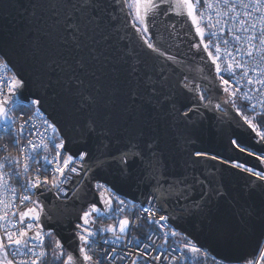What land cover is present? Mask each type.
Here are the masks:
<instances>
[{"label":"snow or ice","instance_id":"snow-or-ice-1","mask_svg":"<svg viewBox=\"0 0 264 264\" xmlns=\"http://www.w3.org/2000/svg\"><path fill=\"white\" fill-rule=\"evenodd\" d=\"M201 2L204 7L198 17L196 10ZM165 4L177 14L187 10L200 37L193 47L199 51L202 46L215 66L226 93L223 101L216 102L219 98L207 84L202 86L178 70L184 62L177 55L150 42L147 18L159 15ZM117 6L121 11L125 7L130 10L143 44L157 58L167 61L166 65L145 63L138 71L128 64L133 53L126 45L121 46L124 36L118 27ZM208 11H214L215 16L206 15ZM238 15L245 19L239 20L235 32L250 33L244 37L228 26V21L237 20ZM205 20L207 25L202 27ZM16 21L22 22L25 30L14 32ZM225 32L232 42L223 39L222 48L220 36ZM242 41L246 47L241 46ZM6 47L29 62L36 91L34 98L22 104L19 97L28 80L16 72L6 78L0 76V134L10 135L16 152L13 155L8 150V143L0 145V151L7 153L0 156V264H115L117 260L123 264H179L187 259L186 253L199 257L202 249L177 230L173 223L177 219H187L193 227L226 242L238 224L264 231V168L247 166L239 157L222 158L194 150L183 164V173L169 177L168 148L161 134L164 125L179 122L184 125L181 135L187 144L194 134L193 115L220 111L222 106H230L239 114L237 98L252 100L251 89L242 91V83L246 80L248 85L264 86V0H0L3 69L10 64ZM126 66L131 67L130 72L125 73ZM225 73L233 78L231 84ZM133 74L134 82L130 79ZM46 98L54 109L60 108L74 136L41 111ZM69 101H76V107ZM25 107L35 108L32 116L25 117L24 112L19 118L12 115ZM252 108L253 117L245 116L244 120L259 138L257 143L264 144V131H257L253 123L264 116V102L259 113L255 112L256 105ZM85 110L87 116L82 115ZM33 117H38L40 124L33 122ZM229 147L241 154L247 151L250 156L256 155L239 137L231 139ZM201 159L219 161L260 182L246 187L250 202L242 211L233 215L222 211L220 202L226 195L222 179L215 181L201 172ZM257 159L264 163V154ZM137 162L139 173L133 177L130 168ZM112 166L119 180L136 179L148 185L147 204L122 199L114 185L101 182L97 173ZM12 181L19 190L15 185L9 187ZM198 187L201 194L194 198ZM96 193L99 198L90 200L89 195ZM49 196L53 198L51 204ZM25 204L30 206L21 211ZM69 206H79L81 211L73 216ZM141 214L152 226L143 243L139 237L129 236ZM98 218L112 219L113 223L94 227ZM65 220L72 227L73 239L79 242L78 255L66 251L50 227ZM169 238L186 242L168 252ZM46 239L54 240L50 250ZM114 244L128 250L121 253L116 247H100ZM133 245L134 251L129 247ZM178 251L179 256L172 254ZM259 256L264 258V248Z\"/></svg>","mask_w":264,"mask_h":264},{"label":"water","instance_id":"water-1","mask_svg":"<svg viewBox=\"0 0 264 264\" xmlns=\"http://www.w3.org/2000/svg\"><path fill=\"white\" fill-rule=\"evenodd\" d=\"M159 2V0H157ZM167 12V15L164 13ZM118 27L120 34L124 36L121 41V46H127V51L133 53V57L128 61V64L137 68L138 71L143 69L145 63L151 65L153 62L166 65L168 62L162 58H157L155 53H152L143 44L139 34L133 27L134 20L132 15H129V9L125 7L122 11L117 6ZM147 26L149 28L148 36L150 42L156 43L167 50L170 54L177 55L179 60H182V70L189 78H195V82H200L202 86L207 84L210 89L214 90V94L219 100L223 101L226 93L223 92V86L220 84L219 77L215 73V66L211 63L207 53L203 48L199 51L193 47L200 40V37L195 32V26L191 22V18L187 15V10L183 9L179 14L175 10H169L168 5L163 6V11L159 15L150 16L147 18ZM22 22L16 21L13 31H23ZM4 51L10 60L9 68L12 72L19 73L26 80L28 85L22 90V96L19 97L21 102H26L29 98H34L36 91L33 84L34 75L33 68L29 62L18 56L11 48L6 47ZM203 57V59H201ZM139 61V63H137ZM131 67H125V73L130 72ZM166 71L171 74V69L166 68ZM183 78V77H181ZM206 78V79H205ZM130 79L133 82L136 79V74H133ZM73 107H76V101H69ZM41 110L51 119L56 120L63 128L66 134L74 136L73 130L68 126L67 121L61 115L60 108L54 109L50 99H45ZM227 111L225 116L223 113ZM87 116L85 110L82 114ZM194 125V134L189 138V143H185L182 137L184 125L179 122L169 125H164L161 128L167 148H168V168L169 177L178 176L183 173V164L189 159V152L194 150L207 151L209 154H219L222 158L239 157L240 162H247V166L255 167L257 170L264 168V163H261L257 157L264 154V144L257 143L259 138L246 124L242 115L232 109L230 106H222L220 111H205L201 116L195 114L192 116ZM243 142L247 149L256 152L255 156L248 155L247 151L244 154L238 151H233L229 147L230 140L237 138ZM201 172L209 176L210 179L223 182L226 195L220 202L221 209L228 215H233L237 211H242L246 204L250 202L249 197L245 194V189L249 184L260 183L255 177L244 173L237 169H231L228 165H224L219 161L201 159L198 165ZM139 163H133L130 171L133 177L139 173ZM97 177L101 182L108 181L115 186V191L122 198L132 200L134 202H144L147 204L146 196L149 194V187L146 183L132 179L129 181H121L117 178L116 167L102 170L97 173ZM203 179V177H201ZM201 189L198 187L193 193L194 198H199ZM99 193L90 194L89 199H98ZM48 202L51 204L53 198L48 197ZM78 211H81L79 206L73 209L69 206V212L75 216ZM54 214H59L57 209H53ZM177 230L183 231L188 235V239L199 247L202 252H205L213 259L230 264H243L244 261L254 260L260 251L264 242V231L256 229L255 231L239 226L229 241L221 238H214L200 230L198 226L193 227L191 221L187 219H177L173 221ZM50 227L56 233V238L61 239L66 251H72L78 255L79 242L73 239L72 227L65 220L61 224L52 223ZM48 227L45 228V231ZM53 244H54V240Z\"/></svg>","mask_w":264,"mask_h":264},{"label":"built area","instance_id":"built-area-1","mask_svg":"<svg viewBox=\"0 0 264 264\" xmlns=\"http://www.w3.org/2000/svg\"><path fill=\"white\" fill-rule=\"evenodd\" d=\"M203 7H204L203 6V2H201L200 4L197 5L196 15L198 17L200 15V11L203 10ZM237 11H238V13H242L243 10L242 9H238ZM206 15H212L214 17L215 13H214V11H208V12H206ZM240 19H245V18L242 15H238L237 20H229L228 21V26L229 27H233L234 34H238V35H241L242 37H244V36H246V35H248L250 33H243V32H238L237 33V32H235V28L239 27V20ZM248 23H251V21H248ZM206 25H207V21L205 20L204 23L201 26L202 27H206ZM221 26H223V23L221 25H218L217 28H219ZM257 27H259V25H257ZM205 38H206V42H207V31H206V37ZM213 39H215V38H213ZM223 39H228L230 42H232V37L230 35H228L227 32H225L224 34H222L220 36V42H221V47L222 48L224 47ZM241 46L242 47H246V45L243 44V41L241 42ZM211 50L213 51V54H215L214 48H212ZM245 59H247V58H245ZM224 66H226V65H224ZM256 66H259V65L257 64ZM12 73L13 72L11 71V69L9 67H8V69L0 68V76H3V77L6 78L7 76L11 75ZM236 75H237V77H239V75H240V70L239 69L236 70ZM250 75H252L251 72H250ZM224 78L225 79H229L230 80V84L232 83L233 78L230 77L229 74L225 73L224 74ZM255 78H256L255 75H253V79H255ZM233 87H235L234 84H233ZM240 87H241L242 91H249V89H251L249 94L252 96V100L251 101H242L239 98H237V104L239 106H241L240 111L242 113V117L243 118L245 116H247L249 118H252L253 115H254L252 105H256L255 112L259 113L262 110V102H264V95H262V93H264V86L255 85V84L248 85L247 81L245 80ZM238 96H239V93H238ZM30 99H32V98H29L26 102H21V103L26 105ZM34 111H35L34 107L33 108L25 107V108L17 109L15 113H12V115H14L15 117L19 118L21 112H24L25 117H27V116H32ZM259 118H264V116H260ZM259 118L258 119H254L253 123H255L257 125V131H264V127H262L260 125V123H259ZM33 122H35L36 124H40V119L38 117H33ZM16 127L17 128L19 127V122L16 124ZM5 135L8 138H6ZM5 143H8V145H9V149L8 150L11 151V153L13 155H16L15 150L11 146V137H10V135H8V134H0V145H3ZM6 154H7L6 152L0 151V156H4ZM41 154L43 155L44 153L41 152ZM51 155H54V151L51 153ZM30 175H31V173H30ZM43 175H44V173H41V176H43ZM13 185H15L18 188V190H19V185L16 184L15 181H12V183L9 185V187H11ZM33 198H35V197H33ZM122 199H124V198H122ZM17 203H18V201H17ZM136 203L139 204L138 202H136ZM29 206H30L29 204H25L23 207H21L20 210L22 211V210H24V208H27ZM160 214L163 215L164 213L161 212ZM156 218H158V216ZM133 219H134V217H133ZM141 219H143L145 221V223H146V226L143 228V233L142 234L138 233L137 230H136V228H137V226H136V227H133L130 230L129 236L139 237L141 239V242L143 243V242H146V237H147V235L150 234V228L152 226L148 225L146 215L141 214ZM110 223H113V220L112 219H107V221H105V222L102 221V222L96 223L94 227L98 228L101 225H107V224H110ZM168 243L171 245V248L168 249V252H171L172 248H175L177 245H179L177 238H169ZM94 247H96V246L94 245ZM100 247H108V250H111V247H116L119 251H121V253H123V251H125V250H128V249L123 248L119 244H114V245H111V246L100 245ZM129 247H130L131 250H133V251L135 250L134 245L133 246H129ZM262 248H264V242L262 244L261 249ZM261 249H260V251H261ZM260 251L258 252L257 256L253 260L254 264H255V262H258V264H264V260H263L264 258H261L259 256ZM165 254H168V253H165ZM172 254L179 256L180 252L178 251V252H175V253H172ZM185 260H181L179 262V264H186ZM115 264H123V262L117 260V261H115ZM129 264H130V262H129Z\"/></svg>","mask_w":264,"mask_h":264},{"label":"trees","instance_id":"trees-1","mask_svg":"<svg viewBox=\"0 0 264 264\" xmlns=\"http://www.w3.org/2000/svg\"><path fill=\"white\" fill-rule=\"evenodd\" d=\"M194 3H195V0H194ZM238 108L240 109L241 106L238 105ZM259 123L262 127H264V118H259ZM6 138H8L6 135H5ZM5 138V139H6ZM105 222L107 221V219H97L96 220V223L98 222ZM146 226V223L143 219H140L139 223H138V226L136 228L137 232L142 234L143 233V228ZM186 241H182V240H179L178 239V243L181 244V243H184ZM46 246L49 248V250L51 249V247L53 246V241L52 239H46ZM183 251V250H182ZM206 254L205 252H202V255L197 257L191 253H186V256H187V259L185 260V263L186 264H219V262L221 261H218V260H215L213 259L211 256H209L208 254ZM264 260V259H263ZM62 264V262H61ZM223 264H230V263H224Z\"/></svg>","mask_w":264,"mask_h":264},{"label":"flooded vegetation","instance_id":"flooded-vegetation-1","mask_svg":"<svg viewBox=\"0 0 264 264\" xmlns=\"http://www.w3.org/2000/svg\"><path fill=\"white\" fill-rule=\"evenodd\" d=\"M237 107H238V104H237ZM240 114L242 115L241 111H240Z\"/></svg>","mask_w":264,"mask_h":264},{"label":"rangeland","instance_id":"rangeland-1","mask_svg":"<svg viewBox=\"0 0 264 264\" xmlns=\"http://www.w3.org/2000/svg\"><path fill=\"white\" fill-rule=\"evenodd\" d=\"M193 2H194V0H193ZM130 11V10H129ZM132 18H133V16H132ZM133 20H134V18H133ZM95 226V225H94Z\"/></svg>","mask_w":264,"mask_h":264}]
</instances>
